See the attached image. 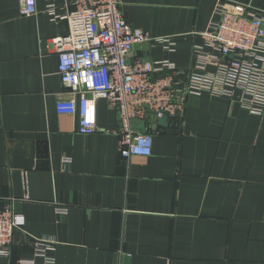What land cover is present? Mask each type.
<instances>
[{"label": "crops", "instance_id": "obj_1", "mask_svg": "<svg viewBox=\"0 0 264 264\" xmlns=\"http://www.w3.org/2000/svg\"><path fill=\"white\" fill-rule=\"evenodd\" d=\"M74 1L56 0V14ZM225 2L264 13V0ZM47 4L24 17L19 0H0V211L13 203L25 222L0 264H46L35 239L55 243L45 252L55 264H264V115L249 113L239 92L190 95L181 117L136 128L153 136L150 157L124 160L113 104L98 101L93 135L56 111L66 88L51 42L68 26ZM216 4L122 0L121 11L132 27L176 42L174 51L144 45L138 57L190 74L202 66L196 48L219 56L203 35Z\"/></svg>", "mask_w": 264, "mask_h": 264}, {"label": "built area", "instance_id": "obj_2", "mask_svg": "<svg viewBox=\"0 0 264 264\" xmlns=\"http://www.w3.org/2000/svg\"><path fill=\"white\" fill-rule=\"evenodd\" d=\"M48 2L46 13L67 22L65 35L53 39L58 74L66 88L56 104L59 115L79 117V133L97 132V103L106 100L119 111L118 151L124 160L150 157L153 136L133 127V120L181 117L186 97L203 94L233 99L237 92L249 113L264 115V13L240 4L228 7L217 0L214 20L203 35L219 56L195 53L202 63L199 71L184 74L170 61L138 57L144 45L174 51L172 38H153L129 25L121 11L122 0H75V9L65 17L56 14V0ZM21 15L38 14L37 0H19ZM216 67L214 74L205 67ZM24 217L10 203L0 211V257H11L17 234L24 232ZM36 255L55 264L45 252L55 244L35 239ZM22 264H34L23 261Z\"/></svg>", "mask_w": 264, "mask_h": 264}, {"label": "water", "instance_id": "obj_3", "mask_svg": "<svg viewBox=\"0 0 264 264\" xmlns=\"http://www.w3.org/2000/svg\"><path fill=\"white\" fill-rule=\"evenodd\" d=\"M148 122L146 121H142V120H133L132 125L135 128H140V129H144L146 127Z\"/></svg>", "mask_w": 264, "mask_h": 264}]
</instances>
